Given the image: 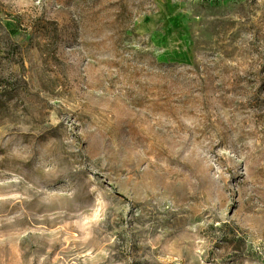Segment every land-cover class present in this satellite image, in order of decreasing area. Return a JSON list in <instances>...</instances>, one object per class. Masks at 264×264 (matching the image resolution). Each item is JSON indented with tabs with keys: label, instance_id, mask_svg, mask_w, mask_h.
<instances>
[{
	"label": "rangeland",
	"instance_id": "374dc122",
	"mask_svg": "<svg viewBox=\"0 0 264 264\" xmlns=\"http://www.w3.org/2000/svg\"><path fill=\"white\" fill-rule=\"evenodd\" d=\"M0 264H264V0H0Z\"/></svg>",
	"mask_w": 264,
	"mask_h": 264
}]
</instances>
